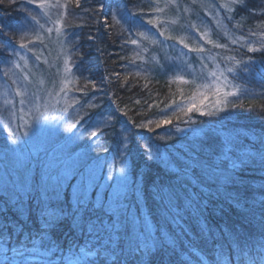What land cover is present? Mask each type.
Here are the masks:
<instances>
[{"label": "snow or ice", "instance_id": "snow-or-ice-1", "mask_svg": "<svg viewBox=\"0 0 264 264\" xmlns=\"http://www.w3.org/2000/svg\"><path fill=\"white\" fill-rule=\"evenodd\" d=\"M197 2L198 0H192L193 4ZM27 3L35 4L41 16L51 26L45 27V24L40 23L38 16L27 12L30 20L26 18L17 27V39L6 25L0 24V33L9 37L8 42L0 40V51H7L9 56L19 57V60L24 61V67H27V59L17 51V46L19 49L33 52L30 45H35L37 42L44 45L45 40L50 38L53 32L56 34V41L63 56L62 66L56 68V75L60 77L59 88L53 86L52 89H43L46 98L43 104L40 103L41 96L32 94L35 103L27 113L31 121L24 124L26 129L38 125L31 135L42 144L41 138L45 133L51 132L46 126L60 120V117L52 113L58 108L62 112H67L69 107H75L80 103L78 99H73L71 104L67 103V95L72 90L69 86L78 82V78L72 72L74 67L72 56L78 55L79 49L68 48L64 21L67 18L68 5L74 3L76 7H80L81 0H27ZM169 7L179 8L177 0H153L151 11L164 13ZM209 7L216 8L218 14L219 10L234 13L237 8L243 9L247 5L246 0H224L218 5ZM102 10L103 6H101ZM119 11L117 9L116 12L111 13L112 24H109L108 19L105 18L103 25L105 27L120 25L128 33V39L124 43L136 45L138 48L142 41L157 43L149 31L144 29L143 10L139 13L126 11L124 15H119ZM185 11L188 9L185 8ZM137 16L140 19H134ZM223 19L231 21L233 17L225 16ZM33 23L42 31H36ZM146 23L156 28L165 39H177V42L183 44L189 51L205 52L204 46L191 48L183 38L165 34L166 30L162 29V25L176 23L174 20L168 21L156 16L147 19ZM216 26L220 27L219 19L216 20ZM234 27L241 28V25L235 24ZM192 28L200 33V38L205 44H210L216 49L228 48V45L212 40L209 30L201 32L196 25H192ZM258 28L261 31L250 32L249 35L260 37L259 46L255 43H241L242 47H247L248 52L264 51V24L258 25ZM224 35L232 44L245 41L243 35L236 39H232L227 32ZM89 39L93 37L89 36ZM12 41H15L16 46H12ZM135 55L140 56L141 53L136 52ZM35 59L41 61L42 57L36 55ZM223 60L228 66L221 68L213 58L210 61L213 68L204 74L203 81L199 83L195 79L186 80L183 75L174 77L175 80L191 84L194 88L190 101L177 105L181 112L195 111L202 116L211 117L227 111L229 97L238 96L240 92L233 80L239 72L250 70L254 61L251 58L247 61L238 60L235 56H226ZM42 62L49 64L47 60ZM51 67L52 65L49 64V68ZM12 68L22 69V65L18 61H11V68L5 66L3 69L5 77ZM204 68H207V65H204ZM229 75L232 79H229ZM24 79L31 83L28 75H25ZM12 83L17 82L13 80ZM43 83L44 81L41 80L40 84ZM92 87L95 89L96 85L93 83ZM209 92L214 95L215 102L206 105ZM15 93L20 97L19 111L24 112V105L31 102L25 99L29 94L27 91H21L19 85ZM62 100L65 101V106L60 107ZM4 105L11 116L16 115L14 99L6 96ZM206 107L208 111L205 110ZM99 115L101 120L95 125L97 131L113 119L111 115L105 117L103 112ZM79 119L66 128V131H71L75 124L79 123ZM171 123L170 118L164 117L157 121L149 120L147 125L141 124L138 127H146L151 132L154 129L148 125L154 124L159 128ZM178 130L183 131V129ZM28 135V131L23 133V136ZM96 135V131L92 132L93 137ZM9 138L13 145H18L20 142L16 139L15 131H10ZM259 143L260 147L256 148L254 144L244 146L239 136L209 135L208 139L201 142L198 147L192 146L177 153L161 152L157 147L155 156L150 155L149 159L158 160L165 171L161 179L153 181L147 196L143 181L140 179L129 181L125 168L121 167L120 178L107 197L103 192L96 190L99 186L94 183L90 170L88 175L81 171L80 161L65 147L51 150L42 147L45 159L38 166V171L28 169L15 185V204L18 210L29 209L37 219L34 227L27 231L26 240L23 235L27 227L26 223L14 222L18 223L19 232L12 229L9 232V239L15 236L20 247L12 249L14 252L12 258L7 256L8 249L0 250L6 258L4 264H33L31 257L36 256L41 257L38 264H101V262L108 264L109 259L111 264H234L235 256H239L240 264H264V195L258 201H254V204L260 206L261 242L257 245L259 251L251 249L246 259L245 255H241L244 253V248L241 246L244 224L241 223L239 228L225 231L223 236H219V230L210 220L213 213L220 210L217 201L224 198L233 206L244 209V220L248 225L252 224L255 219L253 206L249 205L245 208L247 201H242L238 195L229 193L225 189L232 187L239 190L244 186L245 176L250 169L258 168L264 173V138H261ZM144 147L152 152L148 145ZM26 158L22 155L21 161ZM21 166L23 167V163ZM259 187L264 189V183ZM93 192H95L94 196ZM62 226H67L71 234L86 238L88 243L75 244L68 249L70 255H65L63 246L51 238L52 234ZM8 227L7 223L0 227V234L8 231ZM224 237L232 241L228 250L219 242ZM42 248L45 251L42 252Z\"/></svg>", "mask_w": 264, "mask_h": 264}, {"label": "trees", "instance_id": "trees-1", "mask_svg": "<svg viewBox=\"0 0 264 264\" xmlns=\"http://www.w3.org/2000/svg\"><path fill=\"white\" fill-rule=\"evenodd\" d=\"M104 5V0H81L80 7H76L74 3L68 5L67 18L64 21L67 45L73 50L79 49V54L72 56L74 64L72 72L78 78V82L70 87L76 92L81 103H90L97 95L96 101L103 104V107L108 109L114 117L116 122L112 125V132L108 133L109 127L98 131V135L105 133V136H102L104 142L96 150L101 153L108 150L110 154L115 150L119 152L123 148L124 160L129 165V180H142L146 196L153 181L161 179L165 171L164 166L158 160L149 159L150 155L155 156L153 151L157 147L161 152L177 153L192 146L198 147L201 142L208 139L209 135L239 136L240 142L244 146L254 144L256 148L260 147L259 141L264 138V51L248 52L247 47H242L241 43H255L259 46L260 37L250 36L249 33L261 31L258 25L264 24V0H246L247 7L237 8L231 15L233 19L227 20V27L232 39L243 35L245 41L232 44L229 40H225L219 43L228 45L231 56L245 61L251 58L254 64L250 70L239 72L236 79L233 80L240 92L238 96L229 100L227 111L211 117L201 116L193 111L191 118L204 128L203 133L198 136L190 135L192 132H188L184 136L177 134L181 124H189L190 117L187 113L179 110L176 112V107L172 105V102L178 101V98L187 100L194 90L193 86L171 82L166 75L168 72L162 76L154 75L148 69V67L151 69V64H147V68H143V64L134 66L132 45L124 43L128 39V33L120 25L101 28L100 22L98 23L103 13L101 6L104 7ZM151 8V0H114L108 15V22L112 24L111 13L116 12L117 9L120 10L119 15H124L126 11L139 13L143 10L144 29L147 30L150 25L146 21L152 18L154 13ZM27 12L38 16L41 24L50 26V23L41 16L40 10L36 8L35 4H28L27 0H0V24L6 25L12 34L17 36V39V27L26 18L30 20V17H27ZM53 13L55 14V10ZM138 19L140 18L138 17ZM235 24H240L241 28H235ZM33 27L36 31L41 30L34 23ZM164 27L165 25H162V29ZM89 36L93 39L90 40ZM0 40L8 42L9 37L0 33ZM11 43L12 46H16L15 41ZM149 44L151 42L142 41L137 51L141 55L147 53L152 56L154 51L149 49ZM38 45H40L39 42L29 47L36 53ZM17 51L21 54L25 52L26 56L33 53L19 49L18 46ZM11 61L21 63L19 57L9 56L7 51H0V90L4 89L6 81L12 83L18 77L19 69L15 68H12L7 77L3 74L5 66L11 68ZM86 83L87 87H85ZM93 83L96 85L95 89L92 87ZM188 90L190 92H186ZM88 109L95 112V107ZM7 111L8 108L0 104V115H2V119H0V154L10 147V133L3 126L7 122ZM174 112L176 113L173 114ZM164 117L170 118L172 123L159 128H156L154 124L148 125L154 129L151 132L146 127H138L141 124L147 125L149 120L157 121ZM121 123L124 125V130L118 128ZM123 133L127 135L126 143L121 138ZM144 145H148L152 152H149ZM81 171H83L82 168ZM3 178L2 184H0V227L6 223L9 227L8 231L0 234V250L8 249L7 256L12 258L14 257L12 249L20 247V244L17 243L15 236L9 239V232L12 229L19 232L18 223H26L27 227L23 234L26 240L27 231L34 227L37 218L34 213H30L29 209L18 210V206L15 204L17 182L11 178L9 180H6L4 176ZM261 183H264V173H261L258 168L250 169L245 176L244 186L239 190L232 187L225 189L229 193L238 195L242 201H247L245 208L249 205L253 206L255 219L251 225H248L244 220V209L233 206L224 198L217 201L220 210L214 212L210 217L211 224L219 230V236H223L225 231L239 228L241 223L244 224L241 241L244 253L241 255H245V259L251 249L259 251L257 245L258 242H261L260 206L254 204V201H258L264 195V189L259 187ZM96 190L98 191V188ZM110 191L104 193L106 197L111 193ZM94 195L95 192H93ZM149 203H151L150 200ZM5 209L7 210L5 211ZM51 238L63 246L65 255H70L68 249L75 244L88 243L86 238L71 234L67 226L59 228ZM219 242L225 246L226 250L232 244L228 237H224ZM41 251L43 252L45 249L42 248ZM15 258L20 259V257ZM5 259L3 253L0 252V264H4ZM40 259L39 256L31 257L33 264H38ZM193 261H196L195 256ZM108 264H111V259ZM234 264H240L239 256L234 257Z\"/></svg>", "mask_w": 264, "mask_h": 264}, {"label": "rangeland", "instance_id": "rangeland-1", "mask_svg": "<svg viewBox=\"0 0 264 264\" xmlns=\"http://www.w3.org/2000/svg\"><path fill=\"white\" fill-rule=\"evenodd\" d=\"M104 1L105 5L103 7L100 25L101 28H109L103 25V20L105 18L108 19L114 0ZM177 2L179 4V8L169 7L164 13H153L152 18L160 16L168 21H176V23L164 24V30H166L165 34H170L175 38H183L185 43H187L191 48L204 46L205 52L196 53L189 51V49L185 48L183 44L178 43L177 39H165L164 36L159 34V31L156 28L150 25V28L147 30L157 41L155 44H149V49L154 51V53H152V56L146 53L138 57L135 55V53L138 52V47L131 44L133 48L132 63L134 66L143 64V68H147V64H151V69L149 67L148 69L154 75L162 76L163 74H166L165 72H168L166 75H168L171 82L181 83L180 81L175 80L174 77L177 75H183L184 79L189 81L195 79L196 82L199 83L203 81L204 74L213 68L212 63H210L213 58L216 59L221 68H224L228 65L223 60V57L231 55L229 54V48L226 50L216 49L210 44H205L203 39L200 38V33L193 29L192 25H196L201 32L206 29L209 30L211 33V39L216 42L218 41L217 43H219L221 41L229 40L228 37L224 35L225 32L230 35L227 27L228 21L223 19V17L231 16L233 13H226L223 10H219L217 14L216 8L209 7L214 4L218 5L219 3L224 2V0H198L196 4H193L192 0H177ZM152 3L153 0H151V6ZM161 6H163V3H161ZM185 8H187L188 11H185ZM138 17L139 16L135 17V19H138ZM217 19L220 20L219 28L216 26ZM38 46L39 47L37 48L35 55L33 52L31 55L26 56V54L24 55L25 52H23L22 55L26 57L28 63L27 67H24V61L20 60L21 63H19L22 65V69H19L18 77L15 79L13 78L17 83L12 84L6 81L4 89L0 90L1 105H4V99L6 96L16 101V115L11 116V113L8 110V114H5L7 122L3 126L8 133H10V131H15L16 139L20 141L18 145H13L10 140V147L0 154V184H2V180L4 179L3 176L6 180L11 178L15 182H18V180L22 178L23 173L28 169L38 171V166L45 159L44 152L41 150L42 147H46L49 150L56 147H65L66 150L70 151V153L80 161L82 165L81 168L86 175L89 174L90 170L94 183L99 186L98 191L105 193L106 191L111 190L110 192H112L114 186L120 178L119 170L121 167L125 168L128 179H130L128 170L129 165H127L126 160H124L125 152L123 148L122 150H119V152L115 150L116 153L110 152V154L108 150H105L103 153L96 150L104 142L102 136H105V133L103 135H98V131L95 127L96 123L101 120L99 114L103 112L105 117L111 115L109 110L103 107V104L101 105V103L96 101L97 95L94 96V99L91 100L90 103L80 102L79 104H76L75 107H69L67 112H62L59 108L54 111L52 114L60 117V120L46 126L51 129V132L44 134L41 138L42 144L31 135L38 125H33L32 129H26L24 127L26 122L31 121V117L28 116L27 113L35 103V97L32 94L41 96L42 99L40 100V103L43 104L46 99L44 98L43 89H52L53 86L57 89L59 88L60 77L56 75V68L58 66H62L63 56L60 53V46L56 41L55 32L52 33L50 38L45 40L44 45L40 44ZM36 55H41V61H37L35 59ZM57 57H59V59ZM43 60H47L52 67L49 68V64H44L42 62ZM204 65H207V68H204ZM170 69L171 71H169ZM25 75L29 76L31 83L24 79ZM229 79H232L231 75H229ZM41 80L44 81L43 85L40 84ZM18 85L20 86L21 91H27L29 94L25 97V99L31 101L30 103H26L24 105V112L19 111L21 107L19 104L20 97L16 96L15 93ZM186 92L190 91L188 90ZM193 92L194 90L192 91L191 96L193 95ZM75 93L76 92L73 89L68 93V104H71L73 99H80L77 98ZM191 96H188L187 100L184 98H178V101L175 103L172 102V105L176 107V112L179 110L177 105L181 103H188ZM232 98L233 97H229V100ZM214 102L215 97L211 92H209L208 100L205 101V104L210 105L214 104ZM197 103H199V97H197ZM89 105L95 107V112L88 109L91 108ZM63 106H65L64 100L61 101L60 107ZM205 110L208 111L209 109L206 107ZM191 114H193V112L187 113L190 117L188 120L189 124H181L178 129H183V131L178 130V135L184 136L188 132H192L190 135L198 136L203 133L204 128L200 127L197 122L192 124L194 119L191 118ZM195 114L199 113L195 112ZM80 117H82V119H79ZM77 119H79V123H76L75 127L71 131H66V128L75 123ZM115 122L116 121L113 117V119L103 128L109 127L108 133H110L112 132V125H114ZM5 125H8V127H5ZM118 128L123 130L125 129L123 123H121ZM193 130L196 131L194 132ZM25 131L29 132L28 136H23ZM94 131L97 132L95 137L92 136V132ZM125 137H127V135L126 133H123L121 138L126 143L127 139L125 140ZM79 143L81 145H78ZM155 151L156 150L153 152L155 153ZM22 155L27 157L26 159H23V161H21ZM22 163L23 167L21 166ZM109 177H111V179H109Z\"/></svg>", "mask_w": 264, "mask_h": 264}]
</instances>
